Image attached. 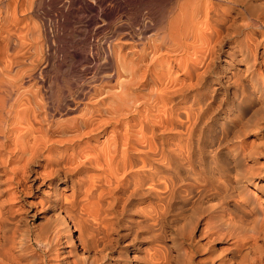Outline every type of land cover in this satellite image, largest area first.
<instances>
[{
  "label": "bare ground",
  "instance_id": "6f19581e",
  "mask_svg": "<svg viewBox=\"0 0 264 264\" xmlns=\"http://www.w3.org/2000/svg\"><path fill=\"white\" fill-rule=\"evenodd\" d=\"M168 1L115 2L87 47L59 0L40 2L78 43L0 0V155L20 165L0 264H264V0Z\"/></svg>",
  "mask_w": 264,
  "mask_h": 264
},
{
  "label": "rangeland",
  "instance_id": "374dc122",
  "mask_svg": "<svg viewBox=\"0 0 264 264\" xmlns=\"http://www.w3.org/2000/svg\"><path fill=\"white\" fill-rule=\"evenodd\" d=\"M35 2H33V5H32V7H31V9H30V13L28 14V18H27V20L29 21V23H30V25H31V27H32V29L34 30V35H33V38L37 41V40H39L40 39V33H42V27H44L45 28V30H47V32H48V35H51V36H49L50 38L48 39V41H50V42H52L53 44L55 43V41H54V39L57 41V39H56V34H59L60 33V35H62V37L60 36V38H61V40H60V42H62V43H68V44H71V43H75L78 39H80V37H76V38H74V39H71V37L70 36H68V35H65V33L63 32V31H60V29L58 28L59 26V24L61 23V22H64L62 19L59 21V23L57 24V23H55L56 21H55V15H54V13H55V10L52 8L51 9V6H50V4L48 3V4H46V3H41L40 2V0H34ZM66 1V2H65ZM91 1V0H90ZM121 1V0H120ZM39 2V3H38ZM59 4L61 5L62 3V5H61V9H62V11H66V12H68V11H73V16H74V18H77V19H75L76 20V22H78L79 21V23H74V25L75 26H79V25H84L85 27H86V37H85V39L86 40H83L82 42H80L79 44L80 45H84V46H87L88 47V45H90V44H93V43H96V44H98L99 45V43L102 41V38H104V37H108V34L109 33H111V31L113 30V29H115L114 27H116V26H118V27H116V29H118L122 24V22H123V18H124V12L123 11H121V10H124L123 8H122V6H116V5H114V3L115 2H119V0H113V2H112V4L110 3L109 4V6H111V7H107V9H106V11H111L112 10V12H113V14H114V18H112V19H110L111 21V23L109 24H107L106 22V19H105V17H104V12L105 11H102L100 8H98V6L97 5H94L95 3L93 2V3H91L90 2V6L92 7H95V8H93L91 11H93V12H91L89 9L87 10V11H85V12H80V14H79V10H82L81 9V7H80V5L79 4H75V5H73V7L72 6H70L69 7V2H68V0H59ZM62 2V3H61ZM66 3V5H65V3ZM168 2H169V4H168ZM167 2V4L166 5H158V6H156V9H161V8H163L164 9V11L165 10H167V8L169 7V5H171L170 4V2L172 3L173 2V0H169ZM67 3H68V5H67ZM107 3H108V1H107ZM106 3V4H107ZM34 4H36V6L34 5ZM44 4V5H43ZM39 5V6H38ZM41 5V6H40ZM113 5V6H112ZM37 6H38V8H37ZM50 6V7H49ZM68 6V7H67ZM115 6H116V8H115ZM163 6V7H162ZM119 7V8H118ZM68 8H70V9H68ZM74 8V9H73ZM77 8H80V9H77ZM115 8V9H114ZM118 8V9H117ZM121 8V9H120ZM97 9V10H96ZM118 11H117V10ZM159 9V10H160ZM163 9H161L162 10V12H164L163 11ZM54 10V11H53ZM76 10V11H75ZM78 10V11H77ZM117 12H116V11ZM90 11V12H89ZM100 11V12H99ZM51 12V13H50ZM47 13H50V14H47ZM76 13V14H75ZM99 13H101V14H99ZM52 14V15H51ZM95 14V15H94ZM99 14V15H98ZM98 15V16H97ZM46 16V17H45ZM49 16H50V18H49ZM54 18H53V17ZM78 16V17H77ZM43 17H44V19H43ZM79 18V19H78ZM102 18V19H101ZM46 19V20H45ZM49 19H51V20H49ZM82 19V20H81ZM114 19V20H113ZM55 22H54V21ZM74 20V21H75ZM104 20V21H103ZM73 21V22H74ZM86 21V22H85ZM106 21V22H105ZM44 23V24H43ZM56 24V26H55V24ZM105 23V24H104ZM120 23V24H119ZM54 24V25H53ZM108 26H107V25ZM113 24V25H112ZM118 24V25H117ZM73 24L71 25V27L72 26H74ZM99 25V26H98ZM102 25V26H101ZM101 26V27H100ZM97 28V29H96ZM103 28H104V30H103ZM110 28V29H109ZM55 29H56V31H55ZM97 32H95V31ZM103 30V31H102ZM50 31V32H49ZM58 31H59V33H58ZM104 31H105V33H107V34H105L104 33ZM57 32V33H56ZM56 33V34H55ZM99 33V34H98ZM102 33H104L105 34V36H103L104 34H102ZM101 35V36H100ZM110 35V34H109ZM55 36V37H54ZM59 36V35H58ZM99 37V39H97L98 37ZM94 37H95V39H94ZM77 39V40H76ZM91 39H92V41H91ZM69 40H71V41H69ZM72 40L74 41V42H72ZM81 40V39H80ZM79 40V41H80ZM93 40H97L96 42L95 41H93ZM54 41V42H53ZM65 41V42H64ZM79 41H77L76 43H78ZM83 43V44H82ZM57 43H55V45H56ZM79 49V48H78ZM60 55V56H59ZM62 57V54H58L57 56H56V58H61ZM82 67V66H81ZM54 69H52V71L51 72H49V76L52 74L53 75V73H54ZM51 73V74H50ZM51 75V76H52ZM77 75H79L78 73H77ZM85 75V74H84ZM263 108H264V105H263ZM254 109V108H253ZM262 111H263V113H264V109H261ZM262 115V116H261ZM260 116H257L256 118H253V119H255V120H258V121H263L264 120V114H261ZM69 117H70V114L68 115ZM67 116V117H68ZM61 119V118H60ZM260 121V122H261ZM262 135L261 136H263V138H264V130H263V132L261 133ZM250 138H252V137H250ZM249 138V139H250ZM262 139V138H261ZM9 144V146L10 147H12L13 145H12V143L11 142H9L8 143ZM19 168H20V165H19V163H17V162H14V161H12L11 159L9 160V158L7 157V155H4V153L3 154H1L0 155V185H1V187H5L4 188V190H5V193L2 195V197L1 198H7V200L8 199H10V200H13V198H16V193H15V189L12 187V185H8V183L9 182H11V181H13L14 179H15V175H14V173L15 172H17V171H19ZM40 193V191L39 190H36V191H33L32 193H29V194H27L28 196H26V199H34V197L36 196V194H39ZM9 197V198H8ZM10 200H8L9 202H10ZM18 201V202H17ZM12 203L13 204H15V206H14V209H16L17 208V205H18V203H19V200H17V199H15V200H13L12 201ZM41 216V217H40ZM42 218H43V216H42V214H38V216H35V217H32V216H29L28 218H27V220L24 222V223H26V224H24L22 221H19V222H17L16 224H14V226L17 228L16 230L18 231V232H20L21 230H23L22 228H23V226H25V228L27 227H29V229L30 230H32V231H34V230H36V228H38V227H40V226H43L44 224H42V225H40L39 223H44L43 221L44 220H42ZM41 221V222H40ZM37 222V223H36ZM39 222V223H38ZM38 225V226H35V225ZM179 225L181 226V231L183 232L184 230H182L183 228H182V225H183V227H184V223H182V221L179 223ZM179 225H177V227L179 226ZM188 225H185V231H186V227H187ZM34 227V228H33ZM36 227V228H35ZM20 228H21V230H20ZM24 228V229H25ZM188 229H189V227H188ZM184 231V232H185ZM181 232V233H182ZM183 232V233H184ZM187 232V231H186ZM182 233V234H183ZM180 236V235H179ZM178 235L176 236V237H179ZM120 246V245H119ZM118 246V247H119Z\"/></svg>",
  "mask_w": 264,
  "mask_h": 264
}]
</instances>
